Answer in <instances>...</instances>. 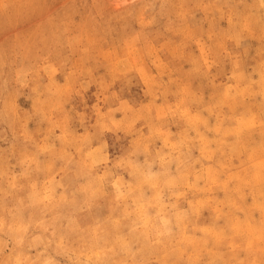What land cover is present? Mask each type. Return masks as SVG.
<instances>
[{"label":"rangeland","instance_id":"rangeland-1","mask_svg":"<svg viewBox=\"0 0 264 264\" xmlns=\"http://www.w3.org/2000/svg\"><path fill=\"white\" fill-rule=\"evenodd\" d=\"M0 264H264V0H0Z\"/></svg>","mask_w":264,"mask_h":264}]
</instances>
